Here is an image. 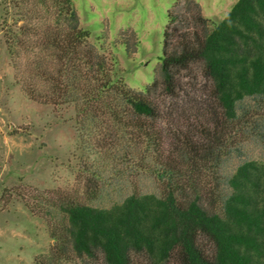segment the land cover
Returning <instances> with one entry per match:
<instances>
[{
	"label": "trees",
	"instance_id": "1",
	"mask_svg": "<svg viewBox=\"0 0 264 264\" xmlns=\"http://www.w3.org/2000/svg\"><path fill=\"white\" fill-rule=\"evenodd\" d=\"M182 2L189 16L175 12ZM0 10L28 99L73 106L83 141L94 133L100 154L138 158L161 189L102 206L99 176H91L84 196L58 190L53 200L25 202L56 241L36 264H264V161L224 173L245 102L264 105V0H237L218 23L196 0H178L144 91L117 76L116 59L92 41L73 0H0ZM113 43L125 45L128 58L139 44L133 31ZM196 64L210 97L196 116L200 138L176 130L167 153L156 96L175 98L181 73Z\"/></svg>",
	"mask_w": 264,
	"mask_h": 264
},
{
	"label": "rangeland",
	"instance_id": "2",
	"mask_svg": "<svg viewBox=\"0 0 264 264\" xmlns=\"http://www.w3.org/2000/svg\"><path fill=\"white\" fill-rule=\"evenodd\" d=\"M177 1L73 0L92 41L116 59L117 76L139 91L154 80L163 56L168 14ZM196 1L215 23L237 2ZM183 7L182 2L175 12L189 16ZM171 28L185 30L176 24ZM132 31L139 44L135 56L128 58L125 45L113 42L119 41L123 32L129 35ZM180 86L175 98L156 96L162 109L158 127L167 153L178 142L173 136L176 130L191 132L199 140L196 116L210 102L200 64L181 73ZM244 106L246 113L240 112L232 157L225 161L226 174L244 161H264V105L249 99ZM81 137L73 106L54 107L32 101L16 82L1 30L0 10V264H36L37 258L46 256L56 244L45 221L28 210L27 201L53 200V192L58 190L84 196L91 176H99L101 199L97 205L109 206L134 191L160 193L150 166L146 168L138 158L124 160L100 154L94 133H84V141Z\"/></svg>",
	"mask_w": 264,
	"mask_h": 264
}]
</instances>
